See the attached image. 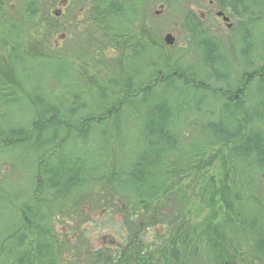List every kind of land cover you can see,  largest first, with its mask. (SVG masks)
Instances as JSON below:
<instances>
[{
  "label": "rangeland",
  "instance_id": "obj_1",
  "mask_svg": "<svg viewBox=\"0 0 264 264\" xmlns=\"http://www.w3.org/2000/svg\"><path fill=\"white\" fill-rule=\"evenodd\" d=\"M4 1L6 19L21 23L14 41L23 50L17 55L11 50L12 43L4 35L8 26L0 25V259L12 249L14 236L26 231L28 218L33 221L38 212L46 215L44 227L52 233L57 248L67 243L57 253L60 264H91V254L96 251L122 252L128 236L122 215L125 194L112 189L110 176L113 171L119 176L127 172L139 152L146 149L142 133L151 114L154 120H166L164 124L176 137L178 148L153 163L151 170L175 162L177 173L171 188L188 192L190 203L184 210L188 224L194 226L212 216L219 222L225 212L224 202L215 195L208 203L201 192L206 181L212 179L218 187L225 179L224 157L231 177L232 162L226 155L230 144L207 143L212 139V128L207 124L216 125L224 113L221 92H236L246 108L257 104L253 95L259 88L258 73L264 69V0H37V14L30 21L22 15L24 0ZM115 6L117 10L110 11ZM218 12L229 18V27ZM166 34L174 38L172 45L164 43ZM210 42L217 45L214 66L225 79L211 75V67L203 60L205 44ZM21 56L23 60L12 65V59ZM61 61H66L69 69L62 81L56 78L62 76L57 64ZM14 69L32 96L13 79ZM176 70L184 72L187 79H175L170 85L166 80L172 73L176 75ZM127 79L135 83L129 93L123 87ZM191 79L197 87L186 82ZM100 91L106 96L103 100ZM42 95L63 108L62 112L75 99L85 103L86 108L74 117L66 116L74 124L91 113L107 112L112 104L119 113L101 124L94 121L87 140L77 139L80 130L74 128L68 131L73 138L60 145L63 129L58 132L57 144L42 148L38 145L39 132L30 131L32 123L43 115L39 111L42 107L33 101ZM237 116L244 120L241 112ZM46 119L56 117L49 114ZM12 126L29 131L28 141L3 143ZM101 131L109 139L106 148L98 140ZM193 144L202 145L201 161H186L179 153V149L189 150ZM42 150L46 153L43 156ZM74 155L86 160L81 167L85 172L90 169L93 177L102 172L92 169L105 164L104 179L97 183L92 180L89 188L67 191L48 185L52 174L46 176L44 169L49 173L73 170L65 159ZM188 163L191 171H185ZM198 177L202 178L200 184L196 183ZM259 190L258 199L264 204L263 186ZM175 197L173 192L172 199ZM28 205L31 208L27 209ZM170 212V206L158 205L147 215L149 222L142 224L158 223ZM152 229L148 240L164 232L159 224ZM35 239L37 233L28 232L25 246L31 255ZM250 242L246 237L242 243L246 261L251 257ZM197 246L195 257L202 264L207 249L202 241ZM154 260L162 263L163 257L157 254Z\"/></svg>",
  "mask_w": 264,
  "mask_h": 264
},
{
  "label": "trees",
  "instance_id": "obj_2",
  "mask_svg": "<svg viewBox=\"0 0 264 264\" xmlns=\"http://www.w3.org/2000/svg\"><path fill=\"white\" fill-rule=\"evenodd\" d=\"M4 3V0H0V25L3 28L8 26L9 31L3 33L7 36L8 41L12 43L11 50L17 55L19 51L23 50L21 44L14 41L16 36L19 35L21 23L18 24L6 19ZM108 6L114 5L110 4ZM116 7H112L110 11L112 9V11L117 10ZM37 9V0H24L22 15L27 21H30L37 14ZM205 45L207 46L202 56L203 60L211 67L210 74L219 79L222 74H219L214 66L217 45L211 42ZM17 58L18 60L12 59V65L15 66L14 63L17 64V61L23 60V56ZM57 64L61 67L62 76H56V78L60 81L65 80L64 78L68 77L67 72H69L68 63L61 61ZM16 70L14 69L13 79L18 80L22 90L32 96V93L25 88V81L18 76L19 73ZM176 71V75L172 73L167 78L166 82L168 84L174 85L175 79H187L184 72ZM221 78L225 79L224 77ZM257 78L259 88L253 95L257 102L256 105L250 104L246 108L244 100L238 99L240 97L236 98V92H221V95L225 98L223 102L224 113L219 117L216 125L207 124L208 128H212V130H209L212 131L209 134L212 139L207 143L230 144L226 155L229 161L232 162L231 177L228 175V169L225 168V163L228 160L224 157L222 169L225 171V179L218 187H215L212 179L206 181L201 192L202 198L207 200L208 203L214 199L215 195L219 196L220 200L224 202L225 212L220 221L214 222L215 217L212 216L210 218L206 217L201 223L194 226L188 224V219L186 220L188 215L185 216L184 213L185 208L190 203L188 192L182 188H176L174 191L171 188L174 183L171 182V179L176 177L177 164L175 162L166 163L165 165L162 163L158 170H151L153 163L160 162L164 157L178 149L176 137L164 124L166 120H154L153 117L155 116L151 114L148 116V124L142 133V142L148 148L145 146L146 149L139 152L127 172L119 176L116 171H113L110 176L112 189L125 194L122 215L123 221L128 227V236L124 238L127 247L120 253L111 252L109 249L96 251L91 254L93 261L91 264H155L158 262V260H154L157 254H161L163 257L162 263L157 264H198L199 262L195 256L198 250L197 245L201 241L207 249L205 257L207 264H264V204L258 199L260 195L259 188L263 186L264 189L262 179L264 178V69L263 72L258 73ZM186 82L197 87L192 79L186 80ZM134 86L135 83L131 79H127V82L123 85L124 90L128 93L134 89ZM139 89H143V87ZM100 92L101 100L105 99V94L102 91ZM233 96L235 99L232 98ZM76 100L72 102V106L70 105L66 111L62 112L63 108L53 105L43 95L37 100L33 99L35 105L42 107V111H39L43 114L30 127V131L31 129L36 130L41 136L39 146L44 148V146L50 144H57L56 141L61 136L58 132L63 129H65V134H63L64 138L61 140L60 145L66 144L73 138H69L68 131L74 128L80 130L75 135L77 139L87 140L95 126L94 121L101 124L110 115L114 119L119 113L118 107L112 104L107 112L91 113L89 117H83L78 124H74L70 121L71 118L66 116L74 117L78 110L86 108L85 103H78ZM128 101L130 100H126L127 103ZM237 112L244 115V120L239 119ZM49 114H54L56 119H46ZM8 128V136L4 137L3 143L19 144L28 141L29 131L27 132L19 126ZM50 132L51 135L48 136ZM116 134L115 137H118V133ZM1 136L0 132V139H2ZM97 136L106 148L109 142L107 134L101 131ZM76 141L74 139V142ZM151 148H156L157 151H153ZM188 149H179V153L186 157V161L189 158L201 161L202 145L193 144ZM44 151L42 150V156L46 154ZM48 153L51 154L50 151ZM65 162L67 164L71 162L69 165L74 169L53 173H49L44 169L46 176L52 174L46 182L48 185L67 191L72 187L87 186L89 188L88 185H91L92 182L97 183L104 179L102 173L105 172V164H97L92 169L96 172H102L101 175L98 174L99 176L93 177L90 169L85 172L84 168L81 167L86 162L82 156L74 155L73 158H66ZM191 169V164L188 163L185 171H191ZM60 180L65 181L63 183ZM201 180L202 178L198 177L196 183L200 184ZM102 190L101 188L100 191L102 192ZM173 192H176L174 199H172ZM158 205L170 206L169 216L162 221H158V223L152 222V226H144L142 223L148 221L147 215L151 211H155ZM26 208H31V206L28 205ZM29 218L27 226L24 227L26 231L17 238L14 236L12 249H9L6 256L0 259V264H60L57 253L59 254L67 243L60 244L57 248L51 239L52 233L44 227L46 215L42 212L33 215V221ZM156 224L161 225L164 232L160 237L153 235L148 240L147 235L153 231L152 227ZM28 232L37 233V239L31 243L33 255L25 246L28 240ZM246 237L251 238V257L248 261L243 258L245 256L242 250V243ZM73 258H76V256L74 255ZM206 262L202 264H206Z\"/></svg>",
  "mask_w": 264,
  "mask_h": 264
},
{
  "label": "water",
  "instance_id": "obj_3",
  "mask_svg": "<svg viewBox=\"0 0 264 264\" xmlns=\"http://www.w3.org/2000/svg\"><path fill=\"white\" fill-rule=\"evenodd\" d=\"M217 15H218V16H222V17H223V20H224L225 22H228L229 19H228L227 17H225V16L223 15L222 12H218ZM227 26L229 27L230 24L227 23ZM163 41H164V43L167 44V45H172V44H173V41H174V38L171 36V34H166V35L164 36V38H163Z\"/></svg>",
  "mask_w": 264,
  "mask_h": 264
},
{
  "label": "flooded vegetation",
  "instance_id": "obj_4",
  "mask_svg": "<svg viewBox=\"0 0 264 264\" xmlns=\"http://www.w3.org/2000/svg\"><path fill=\"white\" fill-rule=\"evenodd\" d=\"M222 18V17H221Z\"/></svg>",
  "mask_w": 264,
  "mask_h": 264
}]
</instances>
